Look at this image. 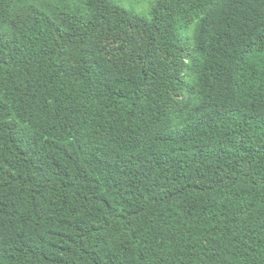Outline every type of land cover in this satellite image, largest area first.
Listing matches in <instances>:
<instances>
[{
	"label": "trees",
	"instance_id": "obj_1",
	"mask_svg": "<svg viewBox=\"0 0 264 264\" xmlns=\"http://www.w3.org/2000/svg\"><path fill=\"white\" fill-rule=\"evenodd\" d=\"M0 264H264V0H0Z\"/></svg>",
	"mask_w": 264,
	"mask_h": 264
}]
</instances>
